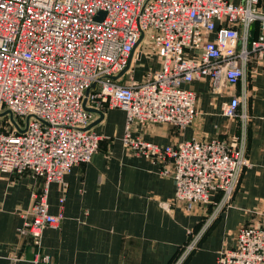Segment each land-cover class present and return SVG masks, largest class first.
<instances>
[{
    "label": "built area",
    "instance_id": "obj_1",
    "mask_svg": "<svg viewBox=\"0 0 264 264\" xmlns=\"http://www.w3.org/2000/svg\"><path fill=\"white\" fill-rule=\"evenodd\" d=\"M135 46L159 58L157 70L141 80L121 73ZM263 62L258 0H0V111L22 117L15 124L0 121V171L43 179L31 192L21 233L39 249L44 229L59 225L62 215L49 212L48 185H65V175L89 162L101 139L86 129L93 118L88 105L118 108L126 117V150L160 164V173L174 180L172 202L190 210L219 193L172 263L182 264L230 205L249 165V74ZM205 77L220 92L236 88L220 112L237 118L238 132L165 146L145 140L146 124L182 130L195 120L191 84ZM34 260L49 257L37 251ZM216 264H264V218L240 226L234 246L222 249Z\"/></svg>",
    "mask_w": 264,
    "mask_h": 264
},
{
    "label": "crops",
    "instance_id": "obj_2",
    "mask_svg": "<svg viewBox=\"0 0 264 264\" xmlns=\"http://www.w3.org/2000/svg\"><path fill=\"white\" fill-rule=\"evenodd\" d=\"M148 55L139 54L138 46L134 50L127 72L135 80L159 67V58ZM252 70L249 165L242 171L230 205L184 264H216L218 253L234 246L236 230L259 223L264 216V62ZM191 88L196 92L195 120L182 130L167 123L146 124L141 130L145 140L165 146L192 137L228 139L238 132L237 118L220 112V103L231 100L236 88L220 92L207 77L195 80ZM101 112L102 119L91 127L101 137L91 160L73 166L65 175V185H48L49 212L62 218L57 227L44 229L39 249L20 229L29 219L31 192L41 189L43 179L29 171H0V264H168L213 208L218 192L204 207L187 210L184 204L172 202L174 180L160 173V164L126 150L122 141L125 112L118 108ZM98 118L93 112L91 122ZM37 251L48 255L49 262H36Z\"/></svg>",
    "mask_w": 264,
    "mask_h": 264
},
{
    "label": "rangeland",
    "instance_id": "obj_3",
    "mask_svg": "<svg viewBox=\"0 0 264 264\" xmlns=\"http://www.w3.org/2000/svg\"><path fill=\"white\" fill-rule=\"evenodd\" d=\"M139 47V51L141 50V47L140 46H138ZM143 53H144V51H143ZM153 54H149L148 55V57H151ZM215 89V88H214ZM220 105H221V103H220ZM6 112V110H2V111H0V121H3V120H5V121H8V122H10V123H12V124H15L16 122H19L20 120H22V117H19V116H16V115H12V116H10V113H5ZM222 213H220V215H221ZM219 215V216H220ZM218 216V217H219ZM217 217V218H218ZM262 218H264V216L262 217ZM261 221H262V219H261ZM261 221H260V223H261ZM253 224H257V223H253ZM247 225V224H246ZM199 229H197L196 230V232L198 231ZM195 232V233H196ZM236 232H238V229L236 230ZM235 240H236V235H235ZM184 246H186V244L184 245ZM185 247H183V249H184ZM192 253V252H191ZM191 253L190 254H188L187 256H186V259L184 260V262L182 263V264H184L185 262H186V260L189 258V256L191 255ZM219 254V253H218ZM218 256V255H217Z\"/></svg>",
    "mask_w": 264,
    "mask_h": 264
},
{
    "label": "trees",
    "instance_id": "obj_4",
    "mask_svg": "<svg viewBox=\"0 0 264 264\" xmlns=\"http://www.w3.org/2000/svg\"><path fill=\"white\" fill-rule=\"evenodd\" d=\"M258 5L261 8V10L264 12V0H258ZM258 29H259V23L258 22H254L252 25V32L253 34H257L258 33ZM195 233L194 231H191V233L188 234V239L185 243H183V245H181L175 252V254L173 255V257L171 258V260L169 261L168 264H172L175 260V258L179 255V253L182 251L184 245L188 242V240L190 239L191 235Z\"/></svg>",
    "mask_w": 264,
    "mask_h": 264
},
{
    "label": "water",
    "instance_id": "obj_5",
    "mask_svg": "<svg viewBox=\"0 0 264 264\" xmlns=\"http://www.w3.org/2000/svg\"><path fill=\"white\" fill-rule=\"evenodd\" d=\"M102 14H103V13H102ZM135 47H136V46H135ZM132 54H133V52L131 53V55H130V57H129V60H128L126 66L124 67V69L122 70L121 73H124L125 71H127L128 67H129V64H130V59H131V57H132ZM86 109H88V110L91 111V112H96V113L99 114V118H98V120H95V121L91 122V123L86 127V129H89V128H91L93 125H95L96 123H98V122L102 119V117H103V113H102L101 111H99V110L94 109V108H86ZM5 113H8V112H5ZM18 130H19V132H23V131H24V129H19V128H18Z\"/></svg>",
    "mask_w": 264,
    "mask_h": 264
},
{
    "label": "bare ground",
    "instance_id": "obj_6",
    "mask_svg": "<svg viewBox=\"0 0 264 264\" xmlns=\"http://www.w3.org/2000/svg\"><path fill=\"white\" fill-rule=\"evenodd\" d=\"M222 169V168H221Z\"/></svg>",
    "mask_w": 264,
    "mask_h": 264
}]
</instances>
